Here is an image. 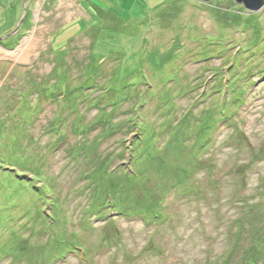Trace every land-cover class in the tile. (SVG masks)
Wrapping results in <instances>:
<instances>
[{
  "label": "rangeland",
  "instance_id": "obj_1",
  "mask_svg": "<svg viewBox=\"0 0 264 264\" xmlns=\"http://www.w3.org/2000/svg\"><path fill=\"white\" fill-rule=\"evenodd\" d=\"M263 236L264 8L0 0V264H263Z\"/></svg>",
  "mask_w": 264,
  "mask_h": 264
},
{
  "label": "trees",
  "instance_id": "obj_2",
  "mask_svg": "<svg viewBox=\"0 0 264 264\" xmlns=\"http://www.w3.org/2000/svg\"><path fill=\"white\" fill-rule=\"evenodd\" d=\"M199 134H201V133H199ZM37 176L38 177H40L38 174H37ZM35 177V176H34ZM34 181V179L32 178V180L30 181V182H27V184H28V186L30 187V189L35 193V195H36V197H37V199L40 201V209L43 207V208H45V206H46V203H47V199H46V197H45V195H41V194H39V193H36L35 192V190L38 192L39 191V187H38V185H36L35 183L36 182H33ZM198 195V194H197ZM106 202V201H105ZM104 202V203H105ZM102 204L101 205V209L100 210H102V209H104L105 208V206H106V204ZM117 204H119L118 202H117ZM42 205V206H41ZM114 206V205H113ZM115 208V207H114ZM116 209V208H115ZM129 210V209H128ZM127 209H124V210H121V211H119V213L122 215V216H129V215H126L124 212H126V211H128ZM42 214H45L44 212H42ZM138 216H143V215H138ZM235 229H236V232H235V237L237 238V240L239 241V240H242V237H243V234H244V220H238V222H236V226H235ZM264 237V236H263ZM262 245L264 246V241L262 242ZM238 246H239V244H238ZM252 249H253V252H254V250H255V252H257V248L254 246V247H252ZM233 256V250L232 249H230V252L228 253V257L226 258V259H223V261H222V264H228V261L231 259V257ZM252 257V253L249 251H247V252H245L244 251V255H243V258L241 259L242 260V262H244V263H242V264H255V260L253 261V259L251 258ZM264 256H262V258H263ZM251 258V259H250ZM263 264H264V262H263Z\"/></svg>",
  "mask_w": 264,
  "mask_h": 264
},
{
  "label": "water",
  "instance_id": "obj_3",
  "mask_svg": "<svg viewBox=\"0 0 264 264\" xmlns=\"http://www.w3.org/2000/svg\"><path fill=\"white\" fill-rule=\"evenodd\" d=\"M208 2L210 0H202ZM236 3L244 5L251 13H258L264 8V0H235Z\"/></svg>",
  "mask_w": 264,
  "mask_h": 264
},
{
  "label": "bare ground",
  "instance_id": "obj_4",
  "mask_svg": "<svg viewBox=\"0 0 264 264\" xmlns=\"http://www.w3.org/2000/svg\"><path fill=\"white\" fill-rule=\"evenodd\" d=\"M28 50H30V49H29V47H28ZM13 57H15V54L13 55ZM15 58H16V57H15ZM17 59H19V60H20V57H19V58H17Z\"/></svg>",
  "mask_w": 264,
  "mask_h": 264
},
{
  "label": "crops",
  "instance_id": "obj_5",
  "mask_svg": "<svg viewBox=\"0 0 264 264\" xmlns=\"http://www.w3.org/2000/svg\"><path fill=\"white\" fill-rule=\"evenodd\" d=\"M5 44V43H4Z\"/></svg>",
  "mask_w": 264,
  "mask_h": 264
}]
</instances>
